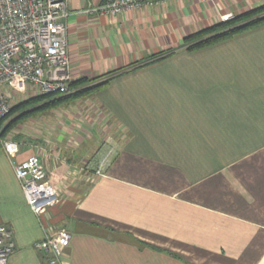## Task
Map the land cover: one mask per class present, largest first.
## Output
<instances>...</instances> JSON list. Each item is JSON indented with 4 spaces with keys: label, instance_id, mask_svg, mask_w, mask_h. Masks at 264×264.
<instances>
[{
    "label": "crops",
    "instance_id": "1",
    "mask_svg": "<svg viewBox=\"0 0 264 264\" xmlns=\"http://www.w3.org/2000/svg\"><path fill=\"white\" fill-rule=\"evenodd\" d=\"M104 2L66 0L61 19L71 80L86 79L72 87L106 82L6 136L18 160L38 155L58 194L39 218L0 149L7 264H47L35 247L44 222L71 234L63 264H264V22L184 47L264 0H166L115 16Z\"/></svg>",
    "mask_w": 264,
    "mask_h": 264
},
{
    "label": "built area",
    "instance_id": "2",
    "mask_svg": "<svg viewBox=\"0 0 264 264\" xmlns=\"http://www.w3.org/2000/svg\"><path fill=\"white\" fill-rule=\"evenodd\" d=\"M166 0H105L100 9L115 16L128 9L158 5ZM66 0H0V121L9 112L11 99L3 85L18 94L65 95L75 91L70 84V58L67 43ZM222 21L234 15L221 16ZM21 101V100H20ZM17 103V102H16ZM0 147L7 156L24 198L39 216L58 201V194L47 178L38 155L17 159L18 142L1 135ZM102 167L96 173L102 174ZM42 238L35 247L48 254L47 264H63L71 234L64 227L52 229L42 223ZM15 250L13 230L0 224V264H7Z\"/></svg>",
    "mask_w": 264,
    "mask_h": 264
},
{
    "label": "trees",
    "instance_id": "3",
    "mask_svg": "<svg viewBox=\"0 0 264 264\" xmlns=\"http://www.w3.org/2000/svg\"><path fill=\"white\" fill-rule=\"evenodd\" d=\"M263 22L264 4L250 9L242 14L236 15L229 20L221 21L187 35L184 38V47L189 50H194L216 41L225 40L237 33L256 27ZM168 54L169 52L158 54L152 57V59H150L149 61H153L158 57L166 56ZM85 82L86 79H81L75 82H71L70 85L74 86L77 84H83ZM104 82H106V80ZM102 83L91 82L83 87H80L70 94L60 96H54L53 94L35 95L13 104L6 116L0 121V124H3L1 135L4 137L7 136L6 134L9 132V130H11V128H14V126L20 123L26 116L32 113L40 112L42 109L68 103L74 98H77L86 93H90ZM44 99L47 100L40 103ZM30 106L33 107L28 109Z\"/></svg>",
    "mask_w": 264,
    "mask_h": 264
},
{
    "label": "rangeland",
    "instance_id": "4",
    "mask_svg": "<svg viewBox=\"0 0 264 264\" xmlns=\"http://www.w3.org/2000/svg\"><path fill=\"white\" fill-rule=\"evenodd\" d=\"M1 89L11 99L12 104L16 103V102H19L20 100L27 99V98L30 97V94H26V95L25 94H18L17 92L7 88L4 85H3V87ZM54 96H56V95H54ZM57 96H60V95H57ZM45 100H47V99H44L40 103L45 102ZM64 104H66V103H64ZM32 107L33 106H30L28 109H30ZM53 107H55V106H53ZM51 108L52 107L46 108V109H42L40 112L32 113V114L26 116L25 118H23V120L20 123H18L16 126H14V128H11V130H9V132L6 135H9L12 130H13V132H15L16 129L23 133V131L26 128V124L27 123H29L30 125L34 126L35 129L39 130L40 129L39 127L41 126V123H43V119H42L43 116L45 117V121L46 120L50 121V120L53 119V117H56L57 114H59L61 112L63 107H61L60 109H58V108L51 109ZM45 111H47V112H45ZM29 129H31V128H29Z\"/></svg>",
    "mask_w": 264,
    "mask_h": 264
}]
</instances>
